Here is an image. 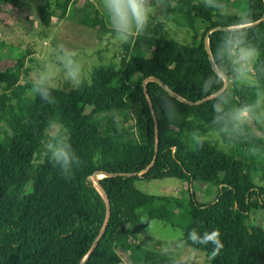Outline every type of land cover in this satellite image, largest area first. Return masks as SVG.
<instances>
[{
  "label": "trees",
  "instance_id": "1",
  "mask_svg": "<svg viewBox=\"0 0 264 264\" xmlns=\"http://www.w3.org/2000/svg\"><path fill=\"white\" fill-rule=\"evenodd\" d=\"M71 2L55 0V9L49 1L39 5L42 25L50 27L57 11L64 18ZM176 3L166 17L191 32L190 45L160 31L149 38L148 55L126 54L119 67L97 66L79 89L51 86L55 103L42 100L33 90L35 83L23 80L22 59L0 65V264H80L84 259L83 264H121L114 250L117 242L129 252L131 264H176L178 260L128 240L130 226L144 227L152 220L180 228L183 243L210 255L211 245H193L187 236L192 229L198 234L218 230L223 248L210 264H264V225L249 226L251 212L264 211V136L249 123L243 125V134L213 125L212 103L200 87L225 30L215 27L245 30L264 62V0H226L227 15L205 8L202 0ZM1 4L18 7L20 0H0ZM247 13L250 20L235 22ZM84 25L112 31L99 12ZM258 68L255 87L228 86L226 107L256 102L257 94L264 92V64ZM150 77L165 88L148 81L145 91L143 83ZM161 95L172 99L175 118L165 115ZM121 115L133 125L119 128L115 120ZM57 121L69 129L70 143L81 160L70 178L61 175L46 152L47 125L59 126ZM252 123L258 126V121ZM182 133L201 136L202 145L194 143L192 148L186 140L177 141ZM152 162L145 173L137 174ZM99 171L118 175L99 178L111 213L86 258L106 218L105 201L93 181ZM164 178L188 186L218 184L219 194L213 203L203 204L193 192L184 200L149 195L135 186L137 180Z\"/></svg>",
  "mask_w": 264,
  "mask_h": 264
},
{
  "label": "rangeland",
  "instance_id": "2",
  "mask_svg": "<svg viewBox=\"0 0 264 264\" xmlns=\"http://www.w3.org/2000/svg\"><path fill=\"white\" fill-rule=\"evenodd\" d=\"M48 1L55 9V0H20L18 7L0 5V65L7 61L22 59L25 69L23 80L33 83H36L45 69L54 68L56 79L51 82V86L67 89L70 87L63 79V68L53 52L54 47L60 43L78 53L77 59L83 65L86 75L84 83H87L90 81L92 70L97 66L112 63L119 67L121 59L126 54L148 55L146 53L148 40L160 31L176 42L186 45L192 42L191 32L185 26L163 15L160 17L162 23L151 25L144 35L121 43L113 31H103L84 25L85 20L99 12L106 26L111 29L100 0H72L66 16L61 19L60 12L57 11V15L52 17L51 26L46 28L40 21L38 6ZM254 81L253 77L251 84ZM32 91L29 94H32ZM260 98L264 100V92H261ZM115 121L119 128H126L134 123L133 120L125 121L122 115L117 116ZM249 124L255 132L264 136V121H258L259 127L252 122ZM57 127L53 126L52 129ZM50 131L51 129L48 130L49 133ZM186 136L182 133L177 137V141L186 140L193 148L195 143L193 137ZM210 138L217 140L216 135ZM218 144L220 147L223 146L220 141ZM135 186L149 195L174 196L184 200H188L193 192L196 199L203 204L213 203L220 189L219 185L214 183L194 182L188 186L186 182L176 178L142 179L135 181ZM263 225L264 211L253 210L249 226ZM127 235L128 240L141 249L158 252L176 260L187 256L192 264H210L211 261L210 254L183 243L182 230L168 222L152 220L144 227L130 226ZM114 250L123 260L121 264H131L129 252L122 248L120 242L114 244Z\"/></svg>",
  "mask_w": 264,
  "mask_h": 264
},
{
  "label": "clouds",
  "instance_id": "3",
  "mask_svg": "<svg viewBox=\"0 0 264 264\" xmlns=\"http://www.w3.org/2000/svg\"><path fill=\"white\" fill-rule=\"evenodd\" d=\"M111 30L121 43H127L146 33L151 25L162 23L161 16L166 15L170 8L177 6L176 0H100ZM207 9L214 10L217 14L227 15L225 9L226 0H202ZM251 19L250 13L244 15V22ZM57 62L63 68V79L72 89H79L86 78L81 62L77 59L78 53L66 47L63 43L57 44L53 49ZM213 59L210 63L209 74L201 83V92L212 103L214 113L211 123L219 125L221 130L243 134V125L264 121V100L257 94L254 104L243 105L236 108L226 107L229 104L228 86L230 84H251V79L259 71L258 64L260 49L247 38V32L243 29L225 28L219 37L213 50ZM56 79L55 69L47 68L41 73L34 84V92L42 100L49 104L55 103L51 94V82ZM251 86L255 87L254 84ZM164 113L168 118L177 115L176 106L172 99L161 95ZM59 126L51 128L47 134L46 152L53 166L59 167L61 175L70 178L74 165L79 166L80 157L70 143V131L60 121ZM264 138V137H261ZM196 145H202L203 139L196 135L193 137ZM255 155V153H253ZM144 222V221H142ZM187 240L193 245L212 246L211 259L220 253L223 243L220 240L218 230L207 231L198 234L196 229L189 231ZM187 241L184 240V243ZM176 264H190V259L183 256Z\"/></svg>",
  "mask_w": 264,
  "mask_h": 264
},
{
  "label": "water",
  "instance_id": "4",
  "mask_svg": "<svg viewBox=\"0 0 264 264\" xmlns=\"http://www.w3.org/2000/svg\"><path fill=\"white\" fill-rule=\"evenodd\" d=\"M263 19H264V16H263V18H262L261 20H263ZM225 28H230V27H221V26H218V27H215L214 30H216V29H225ZM205 48H206L207 52L209 53L210 58H212L211 55H210V50H209V47H208V43H207V42L205 43ZM148 81H156V82H158L162 87L165 88V85H164V83H163L162 81H160L159 79H157V78H155V77H150V78H148L147 80H145V82L143 83V84H144V89H145V91H146V87H145V85H146V83H147ZM170 93H171L173 96H176L177 98H179L180 100L185 101L184 99H182L181 97L177 96V95L174 94L173 92H170ZM146 96H147V98H148V101H149L150 107H152V101H151L150 97L148 96V94H146ZM189 103H190V104H193V102H189ZM153 112H154V111H153ZM156 133H157V143H156V151H157V148H158V129H157V128H156ZM155 156H156V155H155ZM155 156H154V159H155ZM154 159H153V162H154ZM153 162H152L148 167H146L145 169L141 170V171L138 172L137 174H138V175H141V174L145 173V172H146V171L152 166ZM98 175H101V176H117L118 174H117V173H108V172H104V171H99V172L95 173L94 176H93V181H94L95 185L97 186V188L99 189L100 193L102 194V197H103V199H104V201H105V204H106V209H107V211H106V218H105L104 224H103V226H102V228H101V230H100L98 236H97L96 239L94 240L93 245H92V247L90 248V250H89V252H88L86 258H87V257L89 256V254L94 250V248H95V246H96V244H97V242H98L100 236L102 235V233L104 232V230H105V228H106V225H107V223H108V221H109L110 213H111V210H110V209H111V204H110L109 197H108V195L106 194V192H105L104 188L102 187L101 183L99 182V177H98ZM124 175L127 176L128 174H124ZM129 175H130V174H129ZM84 260H85V259H84ZM84 260H83L80 264H83Z\"/></svg>",
  "mask_w": 264,
  "mask_h": 264
}]
</instances>
